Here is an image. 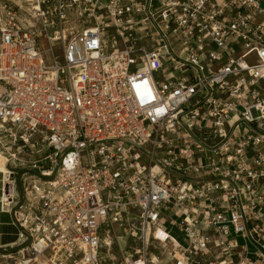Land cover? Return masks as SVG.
<instances>
[{"label": "built area", "instance_id": "2783aa9c", "mask_svg": "<svg viewBox=\"0 0 264 264\" xmlns=\"http://www.w3.org/2000/svg\"><path fill=\"white\" fill-rule=\"evenodd\" d=\"M0 152L7 264H264V0H0Z\"/></svg>", "mask_w": 264, "mask_h": 264}, {"label": "crops", "instance_id": "0c3cea01", "mask_svg": "<svg viewBox=\"0 0 264 264\" xmlns=\"http://www.w3.org/2000/svg\"><path fill=\"white\" fill-rule=\"evenodd\" d=\"M5 192L6 189L2 182V172H0V252L13 249L17 244L19 236V229L12 223L10 213L2 210L1 207Z\"/></svg>", "mask_w": 264, "mask_h": 264}, {"label": "bare ground", "instance_id": "6f19581e", "mask_svg": "<svg viewBox=\"0 0 264 264\" xmlns=\"http://www.w3.org/2000/svg\"><path fill=\"white\" fill-rule=\"evenodd\" d=\"M4 159L3 154L0 152V172H6V167H5V159H4V164L2 163L1 159ZM149 239H151L154 243L161 245L162 247H165L167 249H171L172 243L170 242L169 238L167 235L160 229H150L148 232ZM32 264H36L33 262Z\"/></svg>", "mask_w": 264, "mask_h": 264}, {"label": "rangeland", "instance_id": "374dc122", "mask_svg": "<svg viewBox=\"0 0 264 264\" xmlns=\"http://www.w3.org/2000/svg\"><path fill=\"white\" fill-rule=\"evenodd\" d=\"M13 1H17V0H13ZM1 161H2V163L4 164V159H3V157H2V159H1ZM166 228L167 229H170V226L167 224L166 225ZM170 234L172 235V236H174L175 237V239L178 241V242H180V243H183L184 242V236H183V233L182 232H180L176 227H171V229H170ZM14 249H8V250H5V251H1L0 252V255H1V253L2 254H8V253H10L11 251H13ZM10 262V260H9V258H7L6 256L5 257H0V264H7V263H9Z\"/></svg>", "mask_w": 264, "mask_h": 264}]
</instances>
